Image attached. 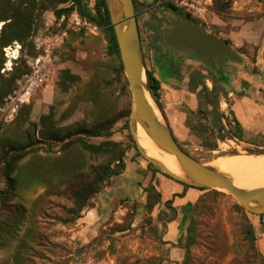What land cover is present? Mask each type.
<instances>
[{"label":"rangeland","instance_id":"rangeland-1","mask_svg":"<svg viewBox=\"0 0 264 264\" xmlns=\"http://www.w3.org/2000/svg\"><path fill=\"white\" fill-rule=\"evenodd\" d=\"M133 2L140 31L144 70L152 69L167 85L162 89L158 101L154 99L171 131L176 132L174 136L180 147L200 162L215 169H217L215 161L221 156L259 155L249 154L246 150H256L258 146L249 141L257 140V144H263L262 138L258 137L262 133L243 135L244 140L248 142L232 136H227L224 140L218 138L217 150L211 151L202 147V139L198 133L185 126L187 120L192 124L200 123L188 114L190 110H195V104L190 105L191 99L195 101V94H190L187 86L193 71L208 76L207 67L196 58L183 57L182 64L177 66L179 76L175 77L162 70L160 64L165 59L163 51L169 49L161 46V33L164 28L169 27L172 20L171 12L175 14L172 9L168 11L165 2H172L196 19L197 24L206 33L228 40L229 44L241 53L243 61L235 63L237 67L232 69L234 74L231 78L236 79V71L239 69L243 74L254 76L264 83V0H133ZM93 3L94 0H88L90 7ZM192 3L195 7H191ZM76 14L73 12L58 19L53 10H46L42 14L43 23L31 36L37 54L23 55L29 72L17 79L16 89L0 104V127L14 126L18 110L24 104L31 105L28 118L37 127L40 116L48 113H52L57 127L60 128L73 125L83 127L92 120L94 104L80 99L79 96L85 85L93 78L95 70L99 66H110L111 60L106 53V40L102 32L81 19V23L77 24L74 18ZM1 24L2 22L0 27ZM80 29H83V35L71 39V32ZM55 36L60 37V43L52 49L50 61L39 62L41 69L35 74L34 59L44 54L43 45L46 40L55 45ZM39 42L42 43L40 48L37 47ZM4 48H7V52ZM4 48L6 59L2 69L7 73L18 63L14 61L21 55V45L14 42ZM63 69L78 75L80 80L62 85L60 75ZM245 82L240 83V88L250 87ZM204 83L208 88L213 86L211 78H205ZM235 87L232 85L231 88L237 97L244 93L239 87L236 91ZM106 92L111 94L105 103L113 113L120 116L113 127L111 138L128 147L126 154L129 153L131 159L141 160L148 166V162L132 146L129 139L131 133L128 119L133 104L129 87L128 91L114 89ZM235 99L236 96L233 95L220 96L219 110L228 118L229 108ZM222 122L225 125L226 119ZM262 123L264 125V119ZM200 124L208 125V121L203 120ZM21 125L26 127L28 122H19L16 126ZM263 125L260 127H264ZM102 139L91 137L88 140L99 142ZM57 149L58 146L52 147L55 152ZM39 153L45 154L42 149ZM71 157L74 162L81 160L82 165L77 171L81 174L89 172L91 165H98L103 160L86 155L78 157L75 151ZM28 159L37 160L35 156H29ZM148 169L149 172L156 173L151 168ZM220 172L231 177L228 173ZM143 183L144 186L140 183L142 192L137 200H121L111 211L98 213L93 222H89L85 215L89 209L95 207V198L99 193L89 200L80 218L65 221L67 218L65 208L72 205V200L67 195L45 196L43 194L45 188L42 185L35 186L27 192L19 191V196L26 198L25 207L32 208V217L35 220L34 234L37 237L29 240L32 250L26 253L31 264H170L163 235L165 220L171 214L162 213L163 210L158 205L160 198L157 200L153 191L149 190L151 186L154 188L151 181ZM2 188L3 182L0 179V189ZM11 202L16 203L17 200ZM152 202L153 206L149 209L148 205ZM235 203L236 200L225 191L212 188L204 190L189 218L187 227L194 222L192 231L186 228L179 239V245L188 250L181 264H264L263 254L258 249L261 256L254 257L249 254L244 240V227L248 223L252 225L256 237V232L260 228L257 217L251 212L238 209ZM168 207L169 204H165V208ZM15 245L16 242H12L9 247H0V264L9 263Z\"/></svg>","mask_w":264,"mask_h":264},{"label":"trees","instance_id":"trees-1","mask_svg":"<svg viewBox=\"0 0 264 264\" xmlns=\"http://www.w3.org/2000/svg\"><path fill=\"white\" fill-rule=\"evenodd\" d=\"M165 7L174 10L175 14L186 22L198 23L189 13L184 12L172 2H165ZM46 10H53L57 19L76 12L82 21L98 28L106 40V53L111 64L108 67L99 66L79 96L80 99L91 101L95 106L92 120L85 126L57 127L52 113H48L40 116L37 127L28 118L31 105L24 104L18 110L14 126L0 127V179L3 182V188L0 189V247H9L12 242H16L11 260L7 264H31L26 253L32 250L29 240L37 237L34 234L35 220L32 217V208L25 207L26 198L20 197L19 191L27 192L35 186L42 185L45 188L43 193L45 196L67 195L71 198L72 205L65 208L67 213L65 221L76 220L82 216V211L87 207L89 200L107 185L111 177L123 171L128 149L121 142L111 138L113 127L120 116L113 113L105 103L111 94L105 93L106 90L128 91L106 0H94L91 7L88 0H0V23L2 22L0 27V104L16 89L17 79L29 72L23 55L37 54L31 36L42 25V14ZM80 35H83V29L71 32V39H77ZM225 41L229 43L228 40ZM14 42L21 45V55L17 61H14L18 63L12 66L10 72L2 73L1 69L6 59L3 48ZM69 48L73 50L70 46ZM207 71L208 76L202 72L193 71L188 80L187 90L195 94V101H193L195 110H190L188 114L195 117L197 123L205 120L208 121V125L192 124L187 120L185 126L198 133L202 139V147L212 151L218 149V138L224 140L227 136H232V138L244 140V137L243 127L232 108H229L230 118L219 110L220 96H228L229 90L222 84L223 80H219L211 70L207 69ZM145 72L151 94L158 101L163 89L162 80L152 69L145 68ZM205 78H211L212 88L206 86ZM79 80V76L71 74L68 69L61 71L62 85L76 83ZM224 119H226L227 128L222 122ZM19 122H28V126H16ZM91 137L103 139L99 142H91L88 140ZM258 137L262 138L263 144H257V140L249 141L258 145L256 150H246L249 154H264V134ZM129 139L136 149L131 136ZM53 146H58L56 152L52 150ZM259 146L262 147L259 148ZM41 149L45 152L44 155L39 153ZM73 151L78 157L86 155L103 160L98 165H91L89 172L81 174L77 172L82 165L81 160L72 161ZM29 156H35L37 160L32 161L28 159ZM113 163L115 165H112ZM148 167L160 173L149 162ZM61 185L64 187L62 188ZM185 185L207 190L204 187ZM149 190L153 191L157 200L160 198L159 192L152 186ZM14 199L17 200L16 203L11 202ZM235 205L246 212L237 203ZM152 206L153 202L149 203L148 208ZM193 223L187 227L188 231H192ZM244 234L248 253L254 257L261 256L255 244L256 237L251 224L245 225ZM187 252L186 249L185 254ZM262 258L264 259L263 255Z\"/></svg>","mask_w":264,"mask_h":264},{"label":"water","instance_id":"water-1","mask_svg":"<svg viewBox=\"0 0 264 264\" xmlns=\"http://www.w3.org/2000/svg\"><path fill=\"white\" fill-rule=\"evenodd\" d=\"M115 2L119 3L117 9L114 7ZM106 4L133 100L128 127L141 156L158 171L174 180L195 187L225 191L246 211L257 215L264 214V186L239 188L234 184L232 177L205 165L180 147L147 83L133 0H106ZM168 11L170 12V9ZM171 18L170 26L162 30L161 46L172 49L176 57L196 58L213 72L214 62L224 65L225 61H243L239 52L224 39L204 32L200 25L181 20L172 12ZM137 124L147 131L162 150L177 158L183 175L170 171L159 160L144 152L137 140Z\"/></svg>","mask_w":264,"mask_h":264},{"label":"crops","instance_id":"crops-1","mask_svg":"<svg viewBox=\"0 0 264 264\" xmlns=\"http://www.w3.org/2000/svg\"><path fill=\"white\" fill-rule=\"evenodd\" d=\"M233 48L235 49L234 46ZM239 54L241 55V53ZM224 67L228 70L223 72L221 79L229 90L228 96H236L231 108L243 127V135L264 134V127H260L263 125L262 120L264 119L263 80H257L254 76L243 74L239 69L236 71V79H233L231 77L234 73L229 69H234L237 65L226 61ZM155 75L160 79L157 74ZM245 81L250 87L247 89L244 87L240 88V83ZM232 85L236 86V91H238L237 87L240 88L239 90L244 91L243 95H238L237 97L235 91L231 88ZM164 86L167 85L162 80V87L164 88ZM194 103L191 100L190 105L193 106ZM172 133L176 135V132L173 131ZM143 181H151L155 190L159 192L160 201L158 205L163 210L162 213L171 214L167 219L165 218L163 240L166 242L167 253L171 260L170 264H181L185 256V250L179 245V239L186 230L192 209L204 194V190L188 187L177 180L168 178L162 173L156 172L153 174L149 172L146 163L138 159H131L129 153L126 154L123 171L119 175L111 177L107 185L97 194L95 207L89 209L85 217H87L89 222H93L98 213L111 211L114 205L121 200H137L142 192L140 183L144 186ZM165 204H169V207L165 208ZM254 215H256L260 227L256 232V245L264 256V214Z\"/></svg>","mask_w":264,"mask_h":264},{"label":"bare ground","instance_id":"bare-ground-1","mask_svg":"<svg viewBox=\"0 0 264 264\" xmlns=\"http://www.w3.org/2000/svg\"><path fill=\"white\" fill-rule=\"evenodd\" d=\"M114 7L117 9L119 3L115 2ZM137 140L149 157L159 160L178 175L184 174L177 158L162 150L140 124H137ZM216 161L217 169L231 175L237 187L250 189L264 186V154L221 156Z\"/></svg>","mask_w":264,"mask_h":264},{"label":"flooded vegetation","instance_id":"flooded-vegetation-1","mask_svg":"<svg viewBox=\"0 0 264 264\" xmlns=\"http://www.w3.org/2000/svg\"><path fill=\"white\" fill-rule=\"evenodd\" d=\"M177 17L180 18L181 20H183L181 17H179V16H177ZM136 19H137V17H136ZM137 25H138V22H137ZM169 26H170V24H169ZM138 31H139V29H138ZM139 33H140V31H139ZM163 52L165 54V57L163 56L165 59L163 61H161L160 68L162 70H164L168 75L178 77L179 76V70H178L177 66H180L182 64V58L183 57H176V53L172 49H168V50L163 51ZM224 64H226V61L224 62ZM206 67L208 70H210L208 68V66H206ZM214 68H215V72H213V71L212 72L214 73V75L218 79H221L223 72L228 70V69H225L224 65H218L216 62H214Z\"/></svg>","mask_w":264,"mask_h":264},{"label":"built area","instance_id":"built-area-1","mask_svg":"<svg viewBox=\"0 0 264 264\" xmlns=\"http://www.w3.org/2000/svg\"><path fill=\"white\" fill-rule=\"evenodd\" d=\"M191 7H195L193 3L191 4ZM74 18H75L77 24H80V23H81V21H80V17L78 16V14L74 15ZM49 41H50V40H46L45 43H44V45H43V51H44V54H40L37 58L34 59V63H35V67H36V69L34 70V73H35V74H37V73L40 71V69H41V67H39V62H40L41 60H43V61H45V60L50 61V60H51L52 49H53L57 44L60 43L61 39H60V37L55 36V37H54L55 45L52 44V43L49 42ZM41 45H42L41 42L37 43V47H38V48H40ZM4 50L7 52V48H4ZM16 50H17V49H16ZM31 64H33V62H31ZM1 71L4 72L5 69H2Z\"/></svg>","mask_w":264,"mask_h":264}]
</instances>
